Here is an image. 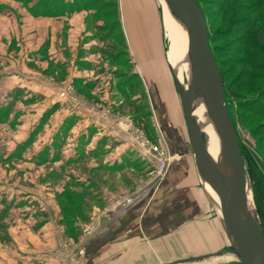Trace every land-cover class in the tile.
<instances>
[{"label": "rangeland", "instance_id": "374dc122", "mask_svg": "<svg viewBox=\"0 0 264 264\" xmlns=\"http://www.w3.org/2000/svg\"><path fill=\"white\" fill-rule=\"evenodd\" d=\"M150 1L157 14L153 16L158 21L157 39L169 67L170 40L163 7L160 0ZM199 2L205 12L211 48L228 79L229 113L264 230V99L258 100L256 93L264 77L247 84L241 74L247 63L264 67V52L260 54L264 47L256 39L259 27L264 25V0ZM124 4L125 0H0V227L5 228L11 216L15 225L19 223L17 218L33 222L48 211L52 214L56 207L66 220L67 232H72L70 219L85 218L86 207L106 199L98 174L87 182L85 178L76 181V174L71 172L72 167L85 171V165L78 164L85 163L81 159L105 151L102 145L87 147L99 128L81 133L76 140L77 133L72 132L75 118H60L57 114V108H69L76 99L98 101L100 96L89 89L102 86L116 91L107 98L110 106L123 101L125 114L134 113V117H128L132 122L125 124L131 145L130 132L138 130L170 155L162 172L143 151L146 158H129L124 172L126 189L111 197L124 205L141 201L148 205L151 219L157 217V256L152 254L151 260L169 264L230 248L197 174L182 100L177 101L179 121L162 122L153 71L147 70L148 82L133 72L140 56L125 30L129 22L123 15ZM143 4L144 0H137L138 7ZM239 29L244 31L236 34ZM148 45H143L146 51ZM252 73L264 76V71L256 68ZM184 75L187 78L185 70ZM46 83H56L58 90L70 84L72 96L60 99L57 93V99L53 92L43 94L41 86L49 87ZM252 97L257 98L252 101L255 111L241 108ZM70 150L72 160L67 158ZM128 199L131 201L126 202ZM74 245L68 241L61 248L63 252L67 248L75 250ZM68 260L78 261V257L70 255ZM190 264L242 263L233 254H223Z\"/></svg>", "mask_w": 264, "mask_h": 264}, {"label": "crops", "instance_id": "0c3cea01", "mask_svg": "<svg viewBox=\"0 0 264 264\" xmlns=\"http://www.w3.org/2000/svg\"><path fill=\"white\" fill-rule=\"evenodd\" d=\"M124 5L123 15L129 22L125 30L131 46L134 50L137 49L136 52L140 56L133 67V72L139 73L143 81L148 82L150 75L147 74V70L149 68V71L150 69L153 71L155 80L153 88L156 90V101L162 122L179 121L177 101L179 102L181 98L175 86L171 66L168 67L157 39V27L150 31L146 24L139 23L141 10L140 6H137V0L133 2L125 0ZM147 42H149V51L143 48ZM168 60L171 64L170 56ZM46 85L49 87L41 86L43 94L55 93L58 99L57 84L46 83ZM99 88L101 89H89L90 92H97L100 96L98 101L90 100L88 97L85 101L76 99L70 102L69 108H57L59 112L57 114L60 118L67 116L75 118L72 132L77 133L74 135L76 140H79L78 136L81 133H87L91 128H99V131L88 141L87 147L92 149L102 145L105 151L100 155L92 153L91 156L81 159L85 163L78 164L85 165V171L81 167H72L71 172L76 174V181L85 178L87 182H92L94 176L98 174L99 184L106 199L100 204L91 203V206L86 207L85 218L77 216L70 219L72 232H67L66 220L55 206H52L55 207L52 214L46 209L48 212L41 219H35L33 222L23 217L17 218L19 223L15 225L11 216L9 221L5 222L6 227H0V264H157V259L151 260L152 254L157 256V217L151 219L147 212L148 205L141 201L124 205L111 198L116 196L115 193L126 189L124 172L127 160L136 159L138 156L146 158L141 150L136 145H131L126 138L125 124L127 121L132 122L128 117H134V113L125 114L123 101L113 102L115 105L110 106L107 98L112 90L102 86ZM112 92L116 93L115 90ZM173 125L175 124L172 123ZM74 138L71 137L70 140L76 144ZM74 143L70 145L73 146ZM105 146L107 147L104 148ZM68 152L67 158L72 160L71 150ZM99 160L102 161L101 165ZM0 205L2 206L3 203L0 202ZM74 228L77 230H73ZM68 241L75 243L73 247L75 250L67 248L63 252L61 247ZM70 255L78 257V261H69Z\"/></svg>", "mask_w": 264, "mask_h": 264}, {"label": "water", "instance_id": "95a60500", "mask_svg": "<svg viewBox=\"0 0 264 264\" xmlns=\"http://www.w3.org/2000/svg\"><path fill=\"white\" fill-rule=\"evenodd\" d=\"M184 25L188 36V52L193 64L199 98L212 122L220 142L219 155L232 159L234 179L245 199L248 212L247 224L227 192L218 183L217 157L208 149L205 133L195 129L187 119V127L200 183L216 211L230 248L176 260L169 264H190L217 258L223 254L235 255L242 264H264V230L255 205L249 173L242 154L238 132L226 104L225 85L213 54L205 15L196 0H166ZM185 115L189 103L182 98ZM205 182L216 192L219 203L206 188Z\"/></svg>", "mask_w": 264, "mask_h": 264}, {"label": "bare ground", "instance_id": "6f19581e", "mask_svg": "<svg viewBox=\"0 0 264 264\" xmlns=\"http://www.w3.org/2000/svg\"><path fill=\"white\" fill-rule=\"evenodd\" d=\"M152 3L150 0H144V4L140 6L141 15L139 14V23L146 24L150 31L155 29L158 24L157 19H154L157 17V14L155 15L154 5ZM160 3L163 7L164 24L165 29L167 30L166 33L170 40L169 56L175 85L181 100L182 98H185L190 106L189 113L186 117L194 123L195 129L201 128L205 133L209 152L214 158H216L220 151L219 137L212 122L206 114L204 104L199 98L194 77L193 64L188 52L187 32L183 23L168 5L167 1L160 0ZM154 15L155 17L153 18ZM180 57H182L183 68L185 73L188 75L187 78L184 75L183 68L181 69ZM216 166L218 170L219 185L230 196L239 211L242 222L246 225L248 220L247 205L234 179L232 159L230 156L225 157L223 155H219V157H217ZM205 185L216 202L219 203V197L216 192L208 183L205 182Z\"/></svg>", "mask_w": 264, "mask_h": 264}, {"label": "built area", "instance_id": "2783aa9c", "mask_svg": "<svg viewBox=\"0 0 264 264\" xmlns=\"http://www.w3.org/2000/svg\"><path fill=\"white\" fill-rule=\"evenodd\" d=\"M72 86L70 84H65L63 88H60L59 95L61 98H68L72 96ZM130 138L134 145H136L141 151L144 152L150 159L156 162V169L162 172L168 163L169 152L166 149H162L160 145H153L146 136L136 130L130 132ZM128 199L126 202H130Z\"/></svg>", "mask_w": 264, "mask_h": 264}, {"label": "trees", "instance_id": "16d2710c", "mask_svg": "<svg viewBox=\"0 0 264 264\" xmlns=\"http://www.w3.org/2000/svg\"><path fill=\"white\" fill-rule=\"evenodd\" d=\"M196 1L200 5V7H201V9H202V11H203V13L205 15V12H204V10H203V8H202L199 0H196ZM205 18H206V16H205ZM243 31H244L243 29H239L236 34H240ZM256 39H257V42H258L259 46H263L264 47V25H262V26L259 27V29L257 31ZM209 40H210V38H209ZM212 51H213L214 56L216 57L215 59H217L218 66L220 68V71H221V74H222V77H223V80H224V84H225V95H226V104H227V98L229 96L228 79L225 76L224 71H223V67L220 64V62H219L217 56L215 55L213 49H212ZM263 52H264V50H261L260 51V54H262ZM254 68H256V69H258V70H260L262 72L264 71V67L262 66V64H260V65L259 64L258 65H252L251 63H247V66H245V68H243L241 70V74L243 76L242 80H244L245 82H247V84H249V81L250 80H253V81L254 80H259V79H261V78L264 77L263 75H259L261 73H259L258 75H257V73L256 74L252 73V69H254ZM256 93L259 95L258 96V100H259V98L260 99L261 98L264 99V84H262V85H260V87H258V89L256 90ZM255 100H257V98H253V97L251 99H249V100H246V102L243 105H241V108H243L245 110L255 111V110H253V106H252V104H255V103H252V101H255ZM227 108L229 110L228 104H227ZM229 112H230V110H229ZM242 154H243V152H242Z\"/></svg>", "mask_w": 264, "mask_h": 264}]
</instances>
